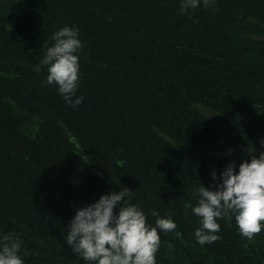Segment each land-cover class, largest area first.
Listing matches in <instances>:
<instances>
[{
    "label": "trees",
    "instance_id": "16d2710c",
    "mask_svg": "<svg viewBox=\"0 0 264 264\" xmlns=\"http://www.w3.org/2000/svg\"><path fill=\"white\" fill-rule=\"evenodd\" d=\"M181 2L0 0V237L24 264H94L66 244L69 222L123 187L149 225L152 210L177 225L158 230L156 264H264V229L249 242L218 219L201 246L184 208L249 160L223 147L264 151V0ZM66 26L82 44L77 106L35 71Z\"/></svg>",
    "mask_w": 264,
    "mask_h": 264
},
{
    "label": "clouds",
    "instance_id": "9594fccd",
    "mask_svg": "<svg viewBox=\"0 0 264 264\" xmlns=\"http://www.w3.org/2000/svg\"><path fill=\"white\" fill-rule=\"evenodd\" d=\"M205 8L213 6L214 0H202ZM201 0H182L181 12L194 10ZM53 46L47 47L40 64L35 67L40 72L47 66L46 84H55L66 103L80 105L83 97L73 99L79 85V52L82 48L78 30L63 27L52 36ZM264 147V140L261 141ZM79 153V152H78ZM84 158V157H83ZM212 179H217L215 172ZM211 188L201 184L194 190L198 197L195 206L186 202L184 208L191 209L199 218L201 227L194 232L198 244L204 246L219 239L218 219L231 221L234 217L238 232L249 242L264 229V151L240 163L238 171L235 162L225 167L220 183ZM132 191L124 188L118 193L102 195L91 205L79 208L69 222L66 244L74 255L85 262L94 264H156V253L160 247L159 231L174 232L177 225L169 217H156L155 226L147 223V218L138 205L129 201ZM176 237L182 238L176 232ZM21 242L14 233L0 237V264H24L18 255Z\"/></svg>",
    "mask_w": 264,
    "mask_h": 264
},
{
    "label": "rangeland",
    "instance_id": "374dc122",
    "mask_svg": "<svg viewBox=\"0 0 264 264\" xmlns=\"http://www.w3.org/2000/svg\"><path fill=\"white\" fill-rule=\"evenodd\" d=\"M196 109L198 111L204 113L206 116L215 119V116L209 110H207L206 108H204L202 106H198V107H196ZM222 149L229 150L227 152H230V151H232V152H238L240 154H243V155L247 156L248 158L251 157V156H253V155H256L258 157L259 153L261 152V150H257V149H243V150H240L239 151V150H237L235 148L234 149L233 148L232 149L227 148L226 146L223 147Z\"/></svg>",
    "mask_w": 264,
    "mask_h": 264
}]
</instances>
